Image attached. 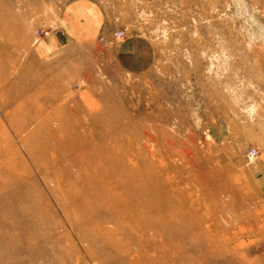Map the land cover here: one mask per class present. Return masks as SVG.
<instances>
[{
	"label": "rangeland",
	"instance_id": "obj_1",
	"mask_svg": "<svg viewBox=\"0 0 264 264\" xmlns=\"http://www.w3.org/2000/svg\"><path fill=\"white\" fill-rule=\"evenodd\" d=\"M0 264H264V0H0Z\"/></svg>",
	"mask_w": 264,
	"mask_h": 264
},
{
	"label": "bare ground",
	"instance_id": "obj_2",
	"mask_svg": "<svg viewBox=\"0 0 264 264\" xmlns=\"http://www.w3.org/2000/svg\"><path fill=\"white\" fill-rule=\"evenodd\" d=\"M135 158V157H134ZM96 160V159H95ZM81 163V162H80ZM79 164V163H78ZM128 165V164H127ZM141 166V165H140ZM123 168H125V170H126V167H123ZM129 168V167H128ZM129 172V171H128ZM99 173V172H98ZM127 175H129V174H127ZM127 177V176H126ZM125 177V178H126ZM131 178V177H130ZM96 179H97V177H96ZM100 179V178H99ZM112 179V178H111ZM84 180V179H83ZM88 180V179H87ZM125 180V179H124ZM89 181V180H88ZM119 181V180H118ZM137 181V180H136ZM99 182H100V180H99ZM86 183H87V181H86ZM89 183V182H88ZM95 183H97V181L95 182ZM106 183V182H105ZM176 183V182H175ZM93 184V183H92ZM91 184V185H92ZM100 184V183H99ZM116 184V183H115ZM115 184H113V185H115ZM117 184H119V183H117ZM101 185V184H100ZM99 185V186H100ZM117 186V185H116ZM97 187H98V184H97ZM108 187V186H107ZM106 187V188H107ZM115 189V188H114ZM119 190H120V188H118ZM132 189V188H131ZM104 190V189H103ZM97 191V190H96ZM109 191V190H108ZM110 192V191H109ZM116 192V191H115ZM102 195V194H101ZM109 195V194H108ZM80 196V195H79ZM89 197V196H88ZM115 198V197H114ZM97 199V198H96ZM116 203V202H115ZM114 204V203H113ZM151 204V203H150ZM177 204V203H176ZM66 205V204H65ZM178 205V204H177ZM115 206H118V205H115ZM138 206V205H137ZM161 206V205H160ZM140 207L138 206L136 209L138 210ZM104 210V209H103ZM135 210V209H134ZM133 210V211H134ZM129 212V211H128ZM140 212H145V214H150V212L151 211H146V210H144V211H140ZM179 212H181V211H179ZM179 212H176V217H180L181 215H180V213ZM120 213H121V211H120ZM155 213V212H154ZM188 213V212H187ZM125 214V213H124ZM129 214H130V212H129ZM132 214V213H131ZM155 214H157V212L155 213ZM173 214H175V213H173ZM114 215V214H113ZM144 215V214H143ZM158 216V215H157ZM156 216V217H157ZM171 216H172V214H171ZM183 216V215H182ZM153 217V216H152ZM159 218V217H158ZM148 219H149V217H148ZM191 219V218H190ZM122 220V219H121ZM135 220H136V217H135ZM177 220V219H176ZM137 221V220H136ZM136 221H134V222H136ZM183 221V220H182ZM151 222V221H150ZM187 223V222H186ZM92 224V223H91ZM182 224V222H180V225H179V229H181L182 227H183V225H181ZM130 225V224H129ZM133 225H135V224H133ZM143 226V225H142ZM153 226V225H152ZM176 226H177V224H176ZM185 226V225H184ZM187 226H188V223H187ZM190 226V225H189ZM138 227V226H137ZM170 227V226H169ZM141 228V227H140ZM167 228V227H166ZM186 228V227H185ZM188 228V227H187ZM94 229V228H93ZM103 229V228H102ZM143 229H145L146 230V226H145V228H143ZM173 229V228H172ZM178 229V228H177ZM178 229V230H179ZM99 230L102 232V230H101V228H99ZM99 230L97 231V229H96V231H97V233L99 232ZM121 230V229H120ZM123 230V229H122ZM140 230V229H139ZM182 230V229H181ZM162 231V230H161ZM174 231V230H173ZM95 232V231H94ZM124 233V232H123ZM94 236V235H93ZM102 238V237H101ZM104 240H105V238H104ZM95 242V241H94ZM97 242V241H96ZM100 242V241H99ZM91 243H92V245H93V242L91 241ZM100 244H101V242H100ZM97 246V245H96ZM100 247V246H99ZM95 248V247H94ZM115 248V247H114ZM118 252H120V251H118ZM139 259V258H138ZM130 262V261H129ZM132 262V261H131Z\"/></svg>",
	"mask_w": 264,
	"mask_h": 264
}]
</instances>
